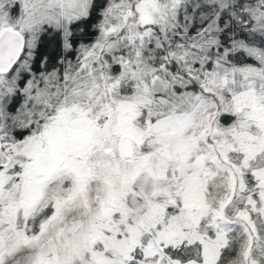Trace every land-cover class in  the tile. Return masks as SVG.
<instances>
[{"label":"snow or ice","instance_id":"snow-or-ice-1","mask_svg":"<svg viewBox=\"0 0 264 264\" xmlns=\"http://www.w3.org/2000/svg\"><path fill=\"white\" fill-rule=\"evenodd\" d=\"M0 264H264V0H0Z\"/></svg>","mask_w":264,"mask_h":264}]
</instances>
